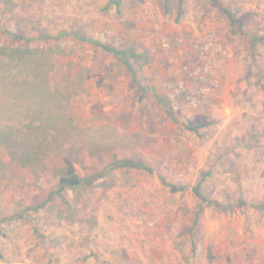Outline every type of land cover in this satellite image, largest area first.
Returning <instances> with one entry per match:
<instances>
[{
  "label": "rangeland",
  "instance_id": "374dc122",
  "mask_svg": "<svg viewBox=\"0 0 264 264\" xmlns=\"http://www.w3.org/2000/svg\"><path fill=\"white\" fill-rule=\"evenodd\" d=\"M118 1L0 0L1 26L28 39L0 32V264H264V0H221L237 30L209 0ZM58 31L132 47L142 100L112 57L56 41ZM9 45L42 51V72L54 67L48 97L36 90L40 64L10 56ZM81 72L92 82L80 92ZM154 95L199 135L170 122ZM26 127L36 128L29 137ZM3 136L19 150L29 140L46 149L29 165ZM114 155L185 189L107 171ZM64 157L100 178L60 200ZM42 163L57 170L35 169ZM196 185L219 205L199 206Z\"/></svg>",
  "mask_w": 264,
  "mask_h": 264
},
{
  "label": "trees",
  "instance_id": "16d2710c",
  "mask_svg": "<svg viewBox=\"0 0 264 264\" xmlns=\"http://www.w3.org/2000/svg\"><path fill=\"white\" fill-rule=\"evenodd\" d=\"M209 1L211 4H213L216 7V9H218L219 13L226 18L229 26L233 30H237L241 27L242 23H240V21L236 18L235 14H233L228 8L223 6V2L221 0H209ZM111 3H114V5L116 6L119 4V1L113 0V2H112V0H108V5H110ZM164 5L165 6L168 5V0H164ZM1 21H2V19L0 20V23H1ZM8 30H9V28L7 26L2 27L0 24V32L4 36L9 35L11 40L19 41L20 44H22L21 41H27L28 40V39H26V35L22 30H19V32H18V30H15L14 32H16V33H9ZM53 33L54 34L51 36L56 41H61V40L66 39V38H70L73 41H77L75 44H78V43H80V45L88 44V45L92 46V48L102 52L104 55H106V56L108 55V56L112 57V59L115 60V64L117 63L120 66L119 69L122 70V73L125 76H127L131 80V82H133V84L135 85V88L138 89L139 94H140V100H142L141 95L145 94V91L142 88V83L139 82V78L136 74L135 69L133 68V65H134L133 62L137 60V57L139 58V55L135 53V50L132 47L118 48V47L109 46V45H106V44L101 43L99 41H96L92 38H88L80 32L58 31V32H53ZM41 37L46 38L47 34H46V36L44 34H42ZM5 38H6V36H5ZM9 46H8V48L10 49L11 46L10 47ZM55 47H58V45H56ZM56 49L59 50V48H56ZM38 52L42 53V51L40 49L35 50L33 52H30L27 48H23L21 50L15 48V49H12L9 53H10V56H14V57L15 56L18 57V55H20V57H23L26 54H28V56L24 58L27 62H32L34 64H37V63L40 64V68L36 72L35 75L38 76L37 78L41 79L42 86L41 87L39 86V88L38 89L36 88V90L39 92V94L42 93L44 95V97L46 98V97H48L46 94L47 87L48 88L51 87V85H49L50 79L46 75H50V74L53 75L54 67L52 66L48 71L42 72L44 66L47 63V60H45L41 57H38ZM2 53H3V51L1 52V54ZM0 62H1V60H0ZM83 70L86 72V70L84 68H83ZM83 74L84 73L81 72V74L79 75V82L77 84L78 88H79L78 90H80V92L84 90V87H82L81 84L92 82L91 77L85 78L83 76ZM65 89H66V93H68L69 96H70V93L77 95L78 90H73V92H69L70 91L69 87H65ZM52 92L54 95L58 94L55 87L52 88ZM154 100H155L154 103L156 105H158L160 108L164 109L165 116L170 122H173L176 125H178V124L181 125L183 130L188 131L189 133L199 135L198 133H199L200 127L199 126H190V125H187L184 122L180 121L177 118V115L169 107L168 102H166L163 97H161L159 95H154ZM69 119L70 118L67 117V120H69ZM32 129H36V128L26 127L24 130L25 133H22V135L24 137H29V132ZM58 133H62V131L59 130ZM7 137L3 136V139H4L6 146H7L6 151L9 152L11 155H13V153H19L20 152L21 156L19 158H20L21 162L23 161V163H28L29 165L31 164V162L33 160H35V158L38 156V153H41L44 151L43 149H46V147L41 142L37 144L34 140L32 142L29 140V141L22 142L20 150H19L17 148L16 144L11 139H9ZM90 155L92 156V154H90ZM89 159L92 160V157H90ZM62 164H63V171L61 172V175L58 178V182L55 185L54 192H52V193H55V195H58V198L60 200L64 199L63 194H65V191L76 190L80 187H91L93 185V183L98 181L100 178V175H86V174L79 173L77 171L76 166L73 164L72 160L68 159L67 157H64L62 159ZM6 169L7 168H6L5 164H3L0 161V172L2 170L5 171ZM35 169H37L39 171H45V172H47V171L55 172L57 170V168H55V169L47 168L44 163L35 167ZM107 169H108L107 171H112V170H116V169L140 170V171H144L147 174L157 175V174H155L153 169L146 164V162H144L142 160H137V159L132 158V157L118 158L117 156L114 155L112 160H110V164L108 165ZM157 177H158V180L160 181V183L163 184V186H166L171 193H177V192L183 191L185 189V186H180V185H176L174 183L166 182L163 176L157 175ZM0 178H2V175H0ZM192 192L195 195V197L197 198V200L199 202V206H202V204H204V203L206 205H208V203H210V204L213 203L216 206L219 205L215 201L212 202L211 200L210 201L207 200L201 194V192L199 190V185H196L195 188H193ZM41 207L42 206L35 208L33 210V212L38 211ZM199 211L201 212V209H199ZM21 213L19 214V216H11V217L14 219H17V218L21 219L22 218ZM197 216H199V213H197ZM197 220H198V217H196L194 223H197Z\"/></svg>",
  "mask_w": 264,
  "mask_h": 264
}]
</instances>
